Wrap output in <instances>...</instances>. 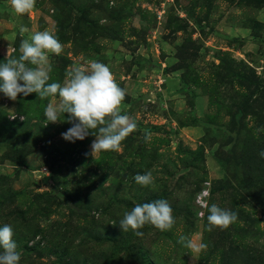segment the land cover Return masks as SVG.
Wrapping results in <instances>:
<instances>
[{"label": "rangeland", "instance_id": "obj_1", "mask_svg": "<svg viewBox=\"0 0 264 264\" xmlns=\"http://www.w3.org/2000/svg\"><path fill=\"white\" fill-rule=\"evenodd\" d=\"M44 30L63 45L49 83L108 65L137 129L120 151L85 155L98 129L70 142L69 114L46 125L58 96L0 93V227L12 226L19 264H264V0H36L23 15L0 0V63ZM149 171L152 185L133 179ZM206 184L209 205L237 213L229 227L197 204ZM156 199L172 229L123 233V213Z\"/></svg>", "mask_w": 264, "mask_h": 264}, {"label": "clouds", "instance_id": "obj_2", "mask_svg": "<svg viewBox=\"0 0 264 264\" xmlns=\"http://www.w3.org/2000/svg\"><path fill=\"white\" fill-rule=\"evenodd\" d=\"M11 7L17 14H26L35 7L36 0H10ZM29 29L20 27L24 34ZM63 45L52 32L36 31L29 39L20 43L18 57L11 56L8 51L6 59L0 63V93L15 101L19 94L28 96L36 93L40 98L58 96V103H49L44 110L47 123L60 121L61 114H69L72 123L62 138L75 142L84 140L92 129H98V134L92 141L90 153L120 151L121 143L137 129V124L129 115L121 114V104L125 99L126 90L121 88L109 66L98 61H91L86 66L73 65L65 73L63 83L51 82L52 65L49 54L60 55ZM45 125V126H46ZM151 133H145L146 141ZM264 158V151L260 152ZM133 179L138 185L147 187L154 183L152 173L136 174ZM210 186L197 194L196 202L209 213L207 221L210 226L227 228L237 220V213L222 209L216 204L209 205ZM201 216L204 212L200 213ZM176 219L171 205L166 199H156L151 202L137 203L130 211L123 213L119 227L124 232L130 229L138 237L146 224H151L161 231L172 229ZM116 226L115 224H112ZM211 230V227L209 228ZM13 228L9 224L0 227V264H19L20 254L13 239ZM190 252L199 253L206 250L207 244L196 243L191 238L181 235L177 241Z\"/></svg>", "mask_w": 264, "mask_h": 264}]
</instances>
